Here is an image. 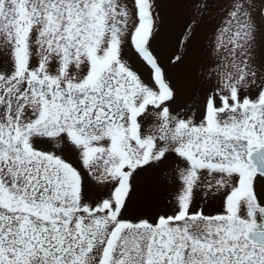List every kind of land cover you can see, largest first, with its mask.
<instances>
[{"label": "snow or ice", "instance_id": "obj_1", "mask_svg": "<svg viewBox=\"0 0 264 264\" xmlns=\"http://www.w3.org/2000/svg\"><path fill=\"white\" fill-rule=\"evenodd\" d=\"M0 264H264V0H0Z\"/></svg>", "mask_w": 264, "mask_h": 264}, {"label": "rangeland", "instance_id": "obj_2", "mask_svg": "<svg viewBox=\"0 0 264 264\" xmlns=\"http://www.w3.org/2000/svg\"><path fill=\"white\" fill-rule=\"evenodd\" d=\"M169 18H170V22H171V26H172L173 30L178 33L180 14L176 11H169ZM154 46L158 48V51L161 55V59L166 64L167 56H168V54L170 52V48H171V42L169 40H163L158 45H154ZM145 75H147V71H145ZM185 83H186L185 96L187 97V95L190 93V88L187 86V82H185ZM155 192L157 194V204L160 207H164L165 206V200H166V193L164 192V190L162 188L161 189H155ZM214 207L215 206H213L212 209H206V211L214 210Z\"/></svg>", "mask_w": 264, "mask_h": 264}]
</instances>
